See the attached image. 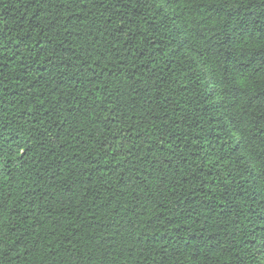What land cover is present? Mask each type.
<instances>
[{
	"label": "trees",
	"instance_id": "1",
	"mask_svg": "<svg viewBox=\"0 0 264 264\" xmlns=\"http://www.w3.org/2000/svg\"><path fill=\"white\" fill-rule=\"evenodd\" d=\"M0 264H264V0H0Z\"/></svg>",
	"mask_w": 264,
	"mask_h": 264
}]
</instances>
